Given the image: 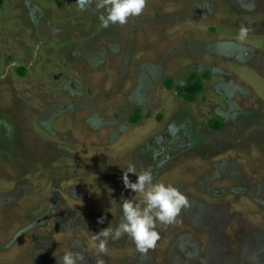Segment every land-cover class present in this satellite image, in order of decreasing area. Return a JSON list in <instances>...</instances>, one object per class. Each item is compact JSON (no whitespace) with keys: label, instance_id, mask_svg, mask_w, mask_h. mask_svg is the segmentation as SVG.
<instances>
[{"label":"rangeland","instance_id":"1","mask_svg":"<svg viewBox=\"0 0 264 264\" xmlns=\"http://www.w3.org/2000/svg\"><path fill=\"white\" fill-rule=\"evenodd\" d=\"M96 2L0 0V264H95L93 235L142 202L129 166L189 204L104 264H264V0H146L106 29Z\"/></svg>","mask_w":264,"mask_h":264},{"label":"clouds","instance_id":"2","mask_svg":"<svg viewBox=\"0 0 264 264\" xmlns=\"http://www.w3.org/2000/svg\"><path fill=\"white\" fill-rule=\"evenodd\" d=\"M92 0H76V7L81 11L87 10ZM146 0H97L96 9L99 15L100 27L108 28L110 25H125L130 17H139L145 10ZM249 34V28L241 25L237 39L244 41ZM129 173L135 174V168L129 166L123 173L124 187L142 196L141 203H134L132 199H125L121 203L122 219L119 225L112 229L107 227L92 237L91 248L95 253V264H104L100 259L108 252V242L119 240L127 235L140 252H147L155 248L160 234L158 225H171L176 222L182 209L189 204L187 197L171 184L154 183L151 171H143L132 182ZM105 218H100L103 224ZM87 264L81 252H65L57 257V264Z\"/></svg>","mask_w":264,"mask_h":264},{"label":"trees","instance_id":"3","mask_svg":"<svg viewBox=\"0 0 264 264\" xmlns=\"http://www.w3.org/2000/svg\"><path fill=\"white\" fill-rule=\"evenodd\" d=\"M178 90L181 96L185 99L193 101L196 99L198 93L202 90V86L199 81H196L195 76H191L187 83L183 86H178ZM140 117V110L137 111L132 116V122H138Z\"/></svg>","mask_w":264,"mask_h":264}]
</instances>
